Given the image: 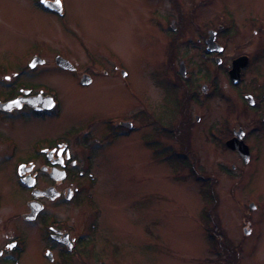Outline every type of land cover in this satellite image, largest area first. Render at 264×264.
Returning <instances> with one entry per match:
<instances>
[{"label":"rangeland","instance_id":"obj_1","mask_svg":"<svg viewBox=\"0 0 264 264\" xmlns=\"http://www.w3.org/2000/svg\"><path fill=\"white\" fill-rule=\"evenodd\" d=\"M7 1L24 12L23 22L14 19L21 14L9 17L13 23H8V44L17 42V33L23 30L21 44H9V51L15 50L24 58L31 53L45 54L49 68H42L34 80L39 81L36 85L56 87L63 104L61 119L52 118V125L37 121L33 128L23 129L27 137L52 132V138H56L57 128L83 123L92 109H99L97 117L104 108H109L106 114L112 115L117 105L118 111L131 118L133 113H142L143 103H152V120L142 113L132 133L120 130L110 138L108 145L112 148L105 155L95 152L97 158L91 168L94 181H74L73 185L80 189L78 200L48 206L52 215L68 219L74 234L91 237L89 247L78 249L64 262L58 258L52 264H264V123L260 121L264 104L257 107L264 93V84L257 76L258 71L264 73V57L257 54L258 36L253 31L257 22L264 27V0H65L62 22L73 37L70 39L48 14L38 13L39 20L31 23L27 15L30 0ZM171 1L183 5L176 8L179 22L160 44L155 35L161 32L150 12L155 19L159 16L156 12L173 14ZM192 11L205 25L190 21ZM223 11L234 17L235 28L222 22L220 16L211 21ZM247 18L254 19L250 21L254 27L249 26ZM209 28L218 32L216 42L224 47L218 54L219 65L214 57L201 55ZM73 39L82 40L91 49L109 51L110 60L128 73L125 83L121 82L130 94L148 96L150 100L135 102L132 108L115 100V105L108 107L102 100L110 94L100 91L96 98H89L71 73L50 68L51 54L72 56L68 46L74 50L76 59L71 60L79 69L92 67ZM167 41L170 52L164 56L162 49ZM244 53L249 54L250 61L243 69L241 84L233 86L228 66L232 58ZM94 58L100 63L108 62L97 51ZM168 58H174L176 70L180 60L185 65L184 74H179L184 83L177 87L176 94L179 96L184 87L179 110L163 69ZM7 60L6 55L2 64L6 69L16 66ZM95 74L101 75L99 71ZM97 79H101L97 89L112 81L102 76ZM61 80L73 89V106L69 108L65 90L58 84ZM203 85L205 91H201ZM190 88L193 91L188 93ZM247 91L254 96L255 106L244 98ZM122 95L129 96L124 91ZM167 113L169 127L164 133ZM177 114L184 117L179 128ZM238 126H245L253 146L248 162L225 145L231 130ZM102 129L104 126L96 125L89 131L98 135ZM90 146L96 147L92 142ZM72 148L81 158L93 150H84L77 138L72 140ZM5 201L11 207H1L0 224L1 219L11 220L17 210L10 198ZM251 204L255 208H250ZM0 228L3 232L10 230L9 224ZM22 264H49L39 260L38 245L33 239L28 240Z\"/></svg>","mask_w":264,"mask_h":264},{"label":"flooded vegetation","instance_id":"obj_2","mask_svg":"<svg viewBox=\"0 0 264 264\" xmlns=\"http://www.w3.org/2000/svg\"><path fill=\"white\" fill-rule=\"evenodd\" d=\"M30 2V13H27V15L31 23L39 20L36 16L38 13L48 14L52 16V19L58 21L60 29H62L61 31H64L70 39L71 35L69 34V30L62 22L66 16L65 0H30ZM172 3L174 5L172 8L175 12L171 15L167 12H161L160 14L156 12L159 16L155 19L152 17V12H150L151 19L157 24V27L159 26L161 35L163 34L162 36L155 35L160 44L163 41L162 37L164 36V40H166L169 32L174 31L175 24L179 22L176 8L177 6L182 7L183 5ZM223 13L224 11L219 12L217 15L215 14L213 16L214 19L211 21H216V18L220 16L219 19H222V22L226 21L225 23H230V27L235 28L233 26L235 24L234 17L229 15L228 12L224 13V16L221 17ZM18 14L22 16L18 17ZM16 16L18 17L17 19L14 18ZM9 17L14 18L18 22H23L24 12L17 9L10 1H0V209L1 207H11L6 206L5 200L8 198L12 200V204L17 209H12L15 211L12 213L11 220L8 217L1 219L2 224L0 225L6 226L9 224L10 230L3 232L0 228V264H22V255L28 248L29 239H33L38 245L39 260L42 259L45 263L52 264L59 258L64 262L70 254L77 253L78 249L84 250L89 247L87 245L91 243V237L88 238L84 234H74L71 226L68 224V219H59L52 215V213L47 211L48 206L54 202L69 205L78 200L80 189L73 185L74 181L86 179L88 184L90 181H94L95 177L91 172V168L94 166V158H97L95 157V152L100 153V156L101 154L105 155L112 148L108 145L109 142H112L110 138H112L113 134H118L120 130H124L128 134L132 133L137 128V118L139 116L141 117L142 113L148 120H152V105L150 106L151 102L143 103L144 109L142 113H139V116L133 113L131 118L124 116L123 112L118 111L120 107H117V105L115 106L117 110L112 115H107L106 113L110 112V109L104 108L105 111L103 114L97 117L99 109H92V111H88L87 119L83 123L75 124L73 122L68 124V126L64 125L62 128H57L56 130H58L59 136L56 138H52V132L42 133L43 136L36 135L34 137H27L26 131L23 129L27 127L33 128L37 124V121L52 125V118L54 120L61 119L63 104L60 92L56 87L49 84L47 86L36 85L39 81L34 80V76L41 73L40 70L42 68L48 66L45 54L31 53L24 58L23 56L20 57L15 50L14 52L9 51V44H21L23 40V30L20 29L21 31H18V36L16 37L17 42L10 41L8 44V38H6L8 23H13ZM191 17L193 19H190ZM189 19L195 25L203 22L198 21L193 11ZM247 21L251 23L250 21H254V19L247 18ZM257 21L260 20L257 19ZM204 23L206 22H203L202 25H205ZM251 24L248 25L254 27L253 22ZM254 28L256 29L253 31L258 36L257 54L264 57V38H260L264 34L263 24L257 22ZM201 33L203 36V32ZM206 34L207 36L204 41L206 46L201 55L203 58L209 59L210 57H214L215 63L219 65L221 58L218 57V54L223 52L224 47L216 42L218 32L209 28L206 30ZM212 34L214 36V43L222 48L221 52L208 50V41ZM73 41L76 44L75 46H77L76 48L81 50L86 61L93 64L92 67L84 66L79 69L71 60L76 59L74 50L68 46L72 52V56L65 57L59 53L51 54L53 65L50 68L58 72L71 73L76 78V85L85 89L84 93L88 94L90 96L89 98H96V95L102 91L108 95L110 94V97L102 100L108 107L114 104L116 102L115 100H119L121 104L124 105L125 103L129 108H132L133 106L131 105H135V102L140 103L149 99L148 96L140 97L132 93L130 94L127 86L121 82L127 79L128 73L124 67L110 60L109 51L91 49L82 40L77 41L73 39ZM169 42L167 41L164 49H162L164 56L170 52L167 49ZM94 51L100 54L103 53L108 62L105 64L98 62L94 58ZM6 55L12 65H16L14 68L6 69L2 65L4 56ZM247 55L249 54H240L230 60L227 75L233 86L241 84L244 78L243 69L250 61V56L248 57ZM242 56L247 57V64L240 70L238 82L233 84L229 77L232 61ZM9 60L7 61L9 62ZM173 60L174 58H168L167 63L163 65V69L165 70L164 73H166L167 82L171 84L170 89L174 90L173 99L176 98L177 100L175 102L177 103L176 110H179L178 103L180 98L184 97L185 94L183 87L181 94L179 96L176 95L178 93L177 87L180 85L183 86L184 83V80L179 77V70L180 67L185 69V65L183 60H180L178 69L176 70ZM259 67L260 63L258 62L257 71ZM97 71L101 74L99 76L107 80H112L106 81L107 86L99 88L100 90L96 87L97 82L101 81V79H97L99 77L95 74ZM258 73L259 81L264 84V73L261 71H258ZM114 80H117V82ZM58 84L63 89L62 85L60 83ZM67 86L70 89V96L68 99L67 93L65 92V100L66 106L69 108L73 106V95L71 96L73 89L69 83H67ZM206 89V85L201 87V91H205ZM122 91H124L126 96L129 95L128 98L122 95ZM192 91L191 88L188 89V93ZM246 93L244 98L246 95L251 96L253 100V105L251 106H255V98L252 95L254 94L253 91L251 90L252 94L249 91ZM262 97V102L257 104L258 108L264 104V93ZM121 98L124 99L123 102ZM165 99L168 101V97ZM49 119L51 120L49 121ZM168 119L169 113L164 116L165 121L162 126L164 133L169 127ZM196 119L199 120L198 116ZM260 121L264 123V117H261ZM181 123H184V117L179 118L178 115L176 119L178 128L182 125ZM96 125L104 126V130L102 129V132L98 135H94L89 131L90 128ZM50 130L52 131V128ZM238 131H241V141L247 146L250 158V150L253 146L249 144L250 140L247 137L248 130L245 126H238L237 129H232L231 136L228 137L227 141L233 138L234 133ZM74 138H77L83 144L84 150L93 149L82 157L83 161H81L82 158L72 148V140ZM91 142L96 145L95 148L90 146ZM98 158L100 157L98 156ZM98 163L100 164L101 162ZM99 164L98 166H100ZM17 200L19 201L16 207ZM1 216L3 217L4 213ZM93 229L94 226H92L91 230ZM6 231L10 232V235Z\"/></svg>","mask_w":264,"mask_h":264},{"label":"water","instance_id":"obj_3","mask_svg":"<svg viewBox=\"0 0 264 264\" xmlns=\"http://www.w3.org/2000/svg\"><path fill=\"white\" fill-rule=\"evenodd\" d=\"M209 49L212 51L217 50L218 52L222 51V48L219 45L214 43L213 34L211 35V37L208 41V50ZM217 62H219V60H217ZM246 64H247V57H245V56L238 57L237 59L232 61V67H231V70L229 71V77H230V80L232 81L233 84L238 82L239 76H240V70L243 67H245ZM179 73L181 75L184 74V68L183 67H180ZM245 99L249 105H253V100H252L251 96L246 95ZM241 137H242L241 131L235 132L234 137L231 138L230 140L226 141L225 145L230 150L237 152L239 154V156H241V158L244 160V162H248V159H249L248 148L241 141ZM249 207L253 209L255 206L251 204Z\"/></svg>","mask_w":264,"mask_h":264},{"label":"bare ground","instance_id":"obj_4","mask_svg":"<svg viewBox=\"0 0 264 264\" xmlns=\"http://www.w3.org/2000/svg\"><path fill=\"white\" fill-rule=\"evenodd\" d=\"M61 85H62V87H63V89L65 90V92L67 93V98L69 99V96H70V89H69V87L67 86V83L65 82V81H60L59 82ZM73 94L71 93V96H72ZM123 146V145H122Z\"/></svg>","mask_w":264,"mask_h":264}]
</instances>
